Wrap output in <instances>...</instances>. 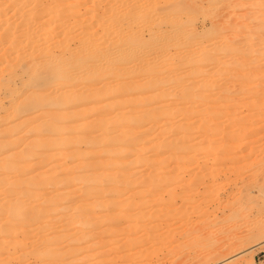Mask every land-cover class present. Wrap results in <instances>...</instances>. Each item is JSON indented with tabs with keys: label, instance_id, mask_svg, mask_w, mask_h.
Returning <instances> with one entry per match:
<instances>
[{
	"label": "bare ground",
	"instance_id": "bare-ground-1",
	"mask_svg": "<svg viewBox=\"0 0 264 264\" xmlns=\"http://www.w3.org/2000/svg\"><path fill=\"white\" fill-rule=\"evenodd\" d=\"M226 4L227 0H72L70 4L64 0H0V216L4 217L3 222H10L14 230L23 228L20 221L29 215L28 198L38 196L39 191L51 185L56 192L48 201L51 211L41 208L34 212L33 231L39 229V234L45 231L52 235L55 225L63 220L51 219V212L68 195L83 191L90 197L76 206L79 212L106 207L110 203L100 199L118 196L116 181L129 183L127 176L119 175V171L146 162L149 150L160 155L175 149L172 142H157L167 133L166 128L170 131L185 128L169 122L175 115L173 109L177 108L165 104L188 105L181 107L182 110H192L198 94L196 78L204 77L208 67L216 62L211 53L216 50L209 52L200 41L202 36L196 28L198 14L206 9L216 17L212 29H216L214 32L219 33L221 41H227L230 34L257 37L256 34L264 33V0L250 4L237 0L234 8L225 12ZM82 6L86 7L85 13ZM251 7L252 13L248 10ZM41 8L43 16H39L34 26L30 25V19ZM229 43L228 40L225 45ZM226 47H222L224 51L233 53V46ZM234 62L229 59L230 64ZM133 75L145 77L136 82ZM243 82L248 88L253 86L247 76ZM105 96L113 101L101 103L98 108L109 109L124 101L135 106L140 115L117 113L107 120L89 121L83 106L87 100L103 102ZM156 101L165 102L164 106L151 108ZM189 114L186 119H191L193 112ZM140 119L152 126L162 121L165 128L156 138L146 137L145 143L149 145L128 149L132 134L129 127L141 123ZM152 129L144 134L151 135ZM81 145L85 152L80 150ZM88 154L96 157L77 162ZM35 156L47 167L30 175L35 172L31 163ZM186 157L192 160L193 152L181 158ZM67 158L71 159V165ZM62 167H65L63 172ZM75 180L81 181L80 188L70 190ZM147 181L144 192H139L142 199L145 192L156 195V191L147 188L155 182ZM108 182L112 185L108 186ZM45 218L48 219L42 224ZM108 218L113 221L114 217H105ZM73 219L72 216L68 220ZM89 220L95 225L94 218ZM7 227L0 224V234ZM27 230L21 233L32 234V230ZM78 230V234L73 233L74 237L78 235L77 241L82 228ZM34 233L33 246L43 245H39L42 250L38 247L34 252L47 259L48 264H58L68 253L59 238H45L46 235L42 238V233ZM13 234L3 236L7 239L6 236ZM259 245L256 243L252 248Z\"/></svg>",
	"mask_w": 264,
	"mask_h": 264
},
{
	"label": "rangeland",
	"instance_id": "rangeland-1",
	"mask_svg": "<svg viewBox=\"0 0 264 264\" xmlns=\"http://www.w3.org/2000/svg\"><path fill=\"white\" fill-rule=\"evenodd\" d=\"M229 1L225 12L232 10L237 2ZM242 1L250 4L254 0ZM71 2L64 0L66 4ZM84 7H80L82 13ZM253 9L248 10L253 12ZM38 11L29 21L32 26L43 16L40 14L43 8ZM215 19L206 9L196 19L200 41L209 52L216 50L211 52L216 62L208 67L207 76L196 78L198 94L193 109L182 110L181 107L188 105L169 101L165 104L177 108L173 109L175 115L169 122L185 128L176 131L166 128L167 133L157 142H172L175 149L160 155L149 150L146 162L119 171V175L127 176L129 183L116 181L118 196L100 199L110 203L106 207L79 212L76 206L90 197L83 191L68 195L51 212V219L63 220L55 225V234L42 231L40 235L39 229L33 231L34 212L41 208L50 210L48 201L56 193L51 185L39 191L38 196L28 198L29 215L20 221L23 228L14 230L0 216V224L8 225L0 234V264H48L47 259L34 252L41 244L37 249L33 246L35 231L40 237L59 238L62 247L68 248L58 264H264V33L256 34L257 37L230 34V45H225L228 40L221 41L219 33L212 29ZM225 46L227 49L233 46V53L224 51ZM229 59L235 62L230 64ZM246 63L253 67L248 69ZM133 76L136 82L145 77ZM246 76L253 82L250 88L243 82ZM112 101L109 96L98 104L87 100L83 107L89 121L107 120L117 113L140 115L130 102L121 101L109 109L98 108L101 103ZM164 103L156 101L150 107L157 109ZM190 112H193L191 119H186ZM140 122L128 126V132L132 133L128 149L149 145L145 143L146 137L151 140L165 128L162 121L153 126L141 119ZM148 127H153L149 136L144 134ZM80 150L86 151L83 145ZM191 151L192 160L181 158L189 156ZM93 157L96 156L88 154L77 162L92 161ZM66 162L71 165V159L67 158ZM31 163L35 172L30 175L47 167L39 162L38 156ZM147 180L155 182L147 188L156 191V195L145 192L142 199L139 192H144ZM80 185L81 181L75 180L69 189L76 190ZM67 205L73 209L66 210ZM69 216L74 217L73 221L68 220ZM110 216L114 217L113 221L105 219ZM91 217L95 225L89 220ZM80 228L82 235L77 241L78 235L74 237L73 233L78 234ZM25 229L32 230V234L21 233ZM12 233L7 239L3 236ZM256 243L261 245L252 248Z\"/></svg>",
	"mask_w": 264,
	"mask_h": 264
}]
</instances>
